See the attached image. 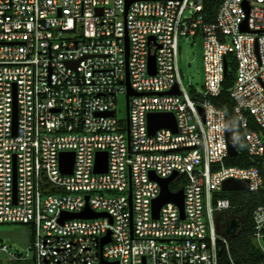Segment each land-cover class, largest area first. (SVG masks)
<instances>
[{
	"label": "built area",
	"instance_id": "obj_1",
	"mask_svg": "<svg viewBox=\"0 0 264 264\" xmlns=\"http://www.w3.org/2000/svg\"><path fill=\"white\" fill-rule=\"evenodd\" d=\"M127 1L0 0V224L34 229L25 251L0 241V262L219 264L225 249L238 264L230 236L242 219L221 192H229L222 188L229 178L264 189V0H222L213 21L208 0H132L126 10ZM198 36L203 83L186 86L179 39ZM230 54L236 75L229 90L250 166L226 163L234 156L229 116L212 101ZM127 71L136 92L128 99ZM175 87L179 93L168 92ZM150 112H173L178 131L150 134ZM62 152H74L71 173L60 167ZM97 152L108 154L106 172L95 171ZM151 172H177L169 187L184 189V216L173 201L153 216L161 184ZM87 204L108 216L59 220ZM253 219L264 257V203Z\"/></svg>",
	"mask_w": 264,
	"mask_h": 264
},
{
	"label": "trees",
	"instance_id": "obj_2",
	"mask_svg": "<svg viewBox=\"0 0 264 264\" xmlns=\"http://www.w3.org/2000/svg\"><path fill=\"white\" fill-rule=\"evenodd\" d=\"M221 1L208 0L206 2L205 9L211 21L214 20L215 12ZM227 62L228 68L223 82V90L220 95L213 97L212 101L217 107L226 112L236 127L235 139L238 153L228 157L226 163L229 165L250 166L254 164V161L247 152L243 131H238L237 129L238 124L234 112L235 103L229 90L234 84L236 75V61L234 56L231 54L227 55ZM249 128L257 129L253 122H251ZM183 186L181 185L180 187ZM172 188L174 187L172 186ZM221 196L230 198L232 204L236 205V208L231 211V214L236 218L242 219L241 231L230 236L231 256L238 264H257L261 262L264 259L263 254L253 240L255 233L253 212L258 205L264 203V189L221 192ZM0 264H3V262H0ZM219 264H230L229 254L225 249H221L219 252Z\"/></svg>",
	"mask_w": 264,
	"mask_h": 264
},
{
	"label": "water",
	"instance_id": "obj_3",
	"mask_svg": "<svg viewBox=\"0 0 264 264\" xmlns=\"http://www.w3.org/2000/svg\"><path fill=\"white\" fill-rule=\"evenodd\" d=\"M131 2L132 0L127 1L126 10ZM244 28H247V27L245 26ZM149 40H155V39L153 36H151ZM126 45H127V56H128V36H126ZM148 64H149L150 71L155 72L156 62H155L154 54L149 55ZM226 72H227V69H226ZM126 82H127V99H128L130 95L136 93L130 85L128 71H127ZM168 92L169 93H179L176 87L169 90ZM104 114L112 115L113 113L107 112ZM147 121H148V129H149L150 134H154L156 130H158L161 127L170 128L174 132L178 131L177 119L173 112H150L147 115ZM15 124H16V103H15ZM234 133H235L234 124L231 118L227 117V138H228L230 155H236L238 153ZM73 165H74V152H62L60 154V167L62 171L65 173H71L73 170ZM107 168H108L107 152H97L95 171L96 172H106ZM176 175H177V172H174L171 176L167 178H160L156 176L154 172H151V177L153 179L158 180L161 184V194L156 199L153 200L152 208H153L154 217L159 216L160 207L162 206V204L168 201L175 202L180 208L181 215L184 216V189H180L176 192H173L170 190V187H169L170 181ZM222 188L225 191L249 190V181L247 179L229 178L223 182ZM129 198H130V205H131V202H132L131 194ZM100 216H108V214L105 212H95L87 204L85 209H83L80 212L72 213V212L63 211L60 215L59 220L63 222L65 219H68V218H92V217H100ZM235 226H236V223L232 222L230 226L227 228L226 232L231 233L235 229ZM101 240H102L101 246H103L106 242L110 241V231L108 232L106 236H103ZM109 264H114V262H111Z\"/></svg>",
	"mask_w": 264,
	"mask_h": 264
},
{
	"label": "rangeland",
	"instance_id": "obj_4",
	"mask_svg": "<svg viewBox=\"0 0 264 264\" xmlns=\"http://www.w3.org/2000/svg\"><path fill=\"white\" fill-rule=\"evenodd\" d=\"M180 54L179 66L186 86L195 84L201 86L203 83V57L202 38L197 37L195 41L188 38L179 39ZM125 106L121 105L120 110ZM34 229L29 224L3 223L0 224V241L7 244L13 251L27 250L33 241ZM3 264H34V260L26 258L20 261H10L2 257Z\"/></svg>",
	"mask_w": 264,
	"mask_h": 264
}]
</instances>
